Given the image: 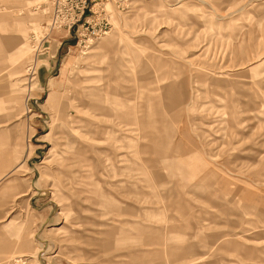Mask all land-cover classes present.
<instances>
[{"label":"rangeland","instance_id":"374dc122","mask_svg":"<svg viewBox=\"0 0 264 264\" xmlns=\"http://www.w3.org/2000/svg\"><path fill=\"white\" fill-rule=\"evenodd\" d=\"M1 16L0 264H264V0H0ZM89 76L110 85L94 119L75 107ZM118 86L141 118L128 146Z\"/></svg>","mask_w":264,"mask_h":264},{"label":"bare ground","instance_id":"6f19581e","mask_svg":"<svg viewBox=\"0 0 264 264\" xmlns=\"http://www.w3.org/2000/svg\"><path fill=\"white\" fill-rule=\"evenodd\" d=\"M4 17H0V24L2 23ZM116 65L117 67H120L122 68L124 66V62L123 60L121 59H118L117 62H116ZM97 76V75H96ZM102 76V74H101ZM94 77V76H93ZM92 76H89L88 78H86L85 82L86 84L83 85L79 90H77V98H76V101H77V104H76V109L78 111H81V112H84L85 114H87L90 118H96L97 117V113L95 112V109H100L101 107V104L99 105L98 104V100H96V102H94L95 98L89 102L88 100H90L92 97L94 96H97L99 95L98 92H102V90H106L110 85H104V84H100V85H96L95 84H92L91 82H94V81H98L95 78H93ZM96 79V80H94ZM90 82V83H89ZM80 84V83H79ZM101 87V88H100ZM119 87V90L120 92L118 93L117 91H114V92H110V95L107 94V97H109L111 99L110 103L106 106V109L110 112H112V114H114L115 116H117V119L118 121L115 123L116 125V128L115 129H112L111 133L112 132H115L117 135H116V138L117 140L120 139V140H123V142L125 143L126 142V145L124 146H128L131 142L130 140L132 139L131 138V129H130V124L132 123H136L139 121V119H141L140 117H137L135 116L136 114L135 113H131V104L129 103V101L131 99H128V98H125L124 95H128V90H125L124 87H121V86H118ZM113 89H116V88H113ZM167 90L168 91H172V93H168L167 95V98L169 99V101L167 102V104L170 106V107H174L176 106L178 103H181L180 101L182 100V96H181V93H180V89L176 86V85H169L167 87ZM198 92V91H197ZM203 92V91H202ZM201 92V93H202ZM103 95L105 94H102V97L105 98ZM197 98V97H196ZM127 105L129 107H127ZM102 108L105 109L102 105ZM140 108V107H139ZM143 108V107H142ZM140 108V109H142ZM168 108V107H167ZM168 113V112H167ZM175 113V112H174ZM86 115V116H87ZM89 118V121L91 120ZM149 118V117H147ZM144 119V118H143ZM136 120V122H135ZM91 122V121H90ZM147 125V124H146ZM160 125V124H159ZM149 126V125H148ZM144 127V126H143ZM146 127V126H145ZM162 130V129H161ZM84 133V132H83ZM85 135V133H84ZM184 139V138H183ZM164 141V140H163ZM180 141V140H179ZM162 145V144H161ZM160 145V146H161ZM121 148V147H120ZM123 148V147H122ZM157 150V149H156ZM176 150V149H175ZM161 151V150H160ZM121 152V151H120ZM119 152V153H120ZM160 153V152H159ZM178 153V151H177ZM161 154V153H160ZM120 155V154H119ZM179 156V155H178ZM127 155L123 154L121 155V157L119 159H117V163H118V166H120V170L122 172L123 175H126L128 177V179L125 180L124 182V185L125 186H131L132 185H138L139 182H142V179H136L135 176H132L131 174V171L132 170H135L134 168L135 167H126L128 166L129 163H127V160H129L128 158H126ZM188 157V156H187ZM190 157V156H189ZM164 158V157H162ZM171 158V157H170ZM199 158V157H198ZM164 160V159H163ZM204 162V161H202ZM108 163V162H107ZM200 164V163H199ZM112 167V166H111ZM140 168H138L139 170ZM133 172V171H132ZM205 172V171H204ZM194 173V172H193ZM200 174V172H199ZM116 175V174H115ZM196 175V174H195ZM198 176V175H196ZM195 177V176H194ZM199 177V176H198ZM130 178H134L135 180H130ZM121 181V180H120ZM130 181V182H128ZM119 182V179L118 181ZM194 181H192L193 183ZM190 183V182H189ZM117 185V184H116ZM115 185V186H116ZM195 186H199V184H195ZM185 187V186H184ZM1 190V189H0ZM44 193L45 194H50L52 196V192H49L48 190H44ZM179 197V196H178ZM53 210H56L58 205H51ZM183 215V213H182ZM173 252V251H172ZM44 262V261H43ZM44 264H47L44 262Z\"/></svg>","mask_w":264,"mask_h":264}]
</instances>
